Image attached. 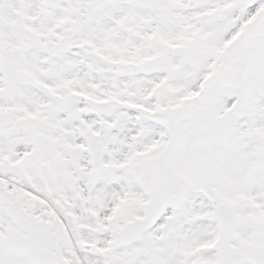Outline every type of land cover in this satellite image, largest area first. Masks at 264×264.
<instances>
[{"label": "snow or ice", "instance_id": "1", "mask_svg": "<svg viewBox=\"0 0 264 264\" xmlns=\"http://www.w3.org/2000/svg\"><path fill=\"white\" fill-rule=\"evenodd\" d=\"M0 264H264V0H0Z\"/></svg>", "mask_w": 264, "mask_h": 264}]
</instances>
